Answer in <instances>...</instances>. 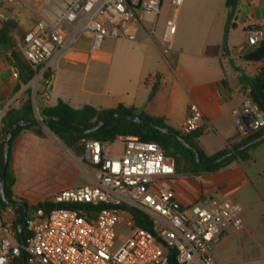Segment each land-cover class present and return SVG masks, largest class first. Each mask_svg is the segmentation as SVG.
Instances as JSON below:
<instances>
[{
  "label": "built area",
  "instance_id": "1",
  "mask_svg": "<svg viewBox=\"0 0 264 264\" xmlns=\"http://www.w3.org/2000/svg\"><path fill=\"white\" fill-rule=\"evenodd\" d=\"M170 2L173 14L163 33L166 50L171 48L183 0ZM6 6L28 5L24 0H0V8ZM160 6L161 0H43L35 25L18 45L33 71L26 86L36 112L37 94L48 99L53 74L62 64L72 62L70 55L79 52L81 41L88 43V54L94 58L104 40L133 41L139 27L152 36ZM245 35L251 48L264 41L261 28L249 27ZM7 57L13 78L18 79V70ZM232 116L240 135L264 126L263 114L246 96ZM201 119L199 107L189 103L180 134L197 131ZM115 141L121 150L109 155L110 144L83 140L81 159L92 172L90 184L47 199L55 208L30 211L26 264H168L171 250L177 264H217L213 250L226 229H244L236 218L241 207L228 201L183 206L171 187L174 160L158 144L130 135H120ZM134 212L147 219L150 230L135 226ZM20 255L22 247L13 222L0 216V264H13Z\"/></svg>",
  "mask_w": 264,
  "mask_h": 264
},
{
  "label": "crops",
  "instance_id": "2",
  "mask_svg": "<svg viewBox=\"0 0 264 264\" xmlns=\"http://www.w3.org/2000/svg\"><path fill=\"white\" fill-rule=\"evenodd\" d=\"M205 1L211 8L185 12L176 20L170 50H166L163 36L162 40L155 39L144 27L138 28L135 40L121 39V44L114 45L119 75L111 84L110 93L95 91V80L89 79L88 73L91 60L109 63L112 52L107 50L108 46L102 48L104 40L95 57L90 58L88 43L81 41L79 52L70 55L72 62L62 64L53 74L48 99H43V103L53 106L60 99L74 109L85 105L113 109L122 105L135 109L137 114L163 118L168 128L176 131L187 116L188 104L195 103L202 113L197 146L208 157L222 151L226 141L238 133L232 111L242 105L249 91V87L242 89L238 78L241 73L253 77L262 67L261 62H245L242 56L251 49L245 30L249 27L264 30V0H238L225 41L228 9H214L215 3L223 1L225 5V0ZM81 67H84L83 79L78 86L70 68ZM12 70L7 55L0 50V120L8 109L19 108L27 99V86L13 78ZM143 72L145 88L137 89ZM154 85L158 90L148 100ZM248 154L246 162H234L215 173L198 177L175 175L171 187L177 199L183 206L194 202L228 201L242 208L241 201L233 200L249 190L256 193L258 179L264 173V144L250 149ZM11 171L14 197L33 205L62 190L90 184L92 175L80 158L46 129L43 136L32 130L20 132L11 152ZM69 171L74 180H54ZM233 235L227 237L225 234L214 248L217 264L264 261V252L234 258L229 246Z\"/></svg>",
  "mask_w": 264,
  "mask_h": 264
},
{
  "label": "trees",
  "instance_id": "3",
  "mask_svg": "<svg viewBox=\"0 0 264 264\" xmlns=\"http://www.w3.org/2000/svg\"><path fill=\"white\" fill-rule=\"evenodd\" d=\"M237 5L238 0H225V6L228 9V23L225 27L224 41L226 40V33L228 29L232 26L229 23L234 17ZM13 28L14 25L10 22L2 24V27L0 29V50H2L4 54L9 55L12 58L13 65L18 70V81L20 82V84L27 85L33 77V71L28 62L22 57L18 49L17 42L12 35ZM23 36L24 34L22 35V38ZM242 59L245 62L262 63V67L259 69L255 76L249 77L241 73L238 80L242 85V89L249 87V92L246 94V97L251 101V103L257 106L258 110L263 114L264 117V85L259 95L261 79L264 74V41H262L257 47L251 48L250 50L246 51L243 54ZM157 90L158 87L154 85L148 95V100H151L155 96ZM26 94L27 99L20 105V107L17 109H8L0 120V172L3 163V141L9 127L19 120L27 121L35 119V113L31 103L29 89H27ZM36 107L37 115L41 120H57L67 124L70 127L75 128L78 131H85L87 129H90L101 118L117 112L125 113L127 115L136 114L141 118L150 120L157 126L168 127L165 124L163 118L150 117L142 113L137 114L135 109L131 107L127 108L122 105H118L113 109H96L88 105H85L79 109H74L70 105L59 99L57 100L55 105L48 106L43 103V98L40 92L37 94ZM44 129L54 135L65 148H67L77 157L83 155V140H94L100 143L112 144L118 136L130 135L138 137L141 141L154 142L161 147L163 153L166 156L171 157L174 160L175 175L188 177H198L204 173H215L228 167L234 162H246L249 159V150L261 144H264V139H262L261 141L253 145L239 150L241 147L264 135V126L256 131H252L247 135H240L239 133H237L235 136L229 138L226 141V147L222 151L210 157L206 156L196 144V140L200 135L199 130L190 135H181L179 131L173 130L178 135H181V137L189 144L190 148H186L175 137H172L169 134H163L148 125L133 123L121 118H115L105 123L97 131L87 135L74 133L56 124H49L46 128L35 125L19 127L14 130L9 143L8 161L4 180V193L6 199L9 202H21L23 205H25L26 213L24 214L23 209L19 206L9 207L5 205L2 202L1 198L0 210H11L14 213L13 228L17 237V222L20 218H22L21 227L25 246L27 245V241L29 239V233L26 230V219L28 218L30 211L35 209L50 210L52 208H55L56 206L48 203L46 200L41 203L32 205L28 201L17 199L14 197L12 193L14 177L11 171V152L20 132H22L23 130H32L38 136H43ZM196 153L199 155L200 160L204 163L211 162L214 159L227 153H230V155L217 164L202 167L195 161ZM133 219L135 226L150 230V225L144 216H141L140 214L134 212ZM13 264H22L21 255L20 257L15 259ZM168 264H177L173 250H171V253L169 255Z\"/></svg>",
  "mask_w": 264,
  "mask_h": 264
},
{
  "label": "rangeland",
  "instance_id": "4",
  "mask_svg": "<svg viewBox=\"0 0 264 264\" xmlns=\"http://www.w3.org/2000/svg\"><path fill=\"white\" fill-rule=\"evenodd\" d=\"M43 0H24L28 5L27 7L23 6L17 8L14 6H6L0 8V29L3 23L10 22L14 25L12 35L17 42V46L20 44L22 35L30 30L37 21L38 6ZM171 0H161L160 13L157 18V23L155 25V34L154 38L162 40V29H164L165 22L171 18L173 14V6L171 5ZM209 4L205 0H184L182 5L177 11V19L182 17L185 12L194 11V10H207ZM226 8L223 1L215 3L214 9L218 11H223ZM123 40H105L103 44V49L108 46L107 50L112 52L113 57L109 63H103L91 60L89 62V79H94L96 83L95 91L110 93L111 84L117 79L119 75V64L116 59V51L113 49L114 45L121 44ZM165 46V44L163 42ZM73 71V75L76 78V84L81 85L83 79L84 67L81 68H70ZM137 89L145 88V72H143V78L138 79ZM35 113V118H37V112L33 108ZM121 150V145L119 142L114 141L111 145L108 146L109 155L119 153ZM80 162L86 166L87 170L89 166L86 162L82 161V155L79 157ZM92 173V172H91ZM55 181L62 180H74L73 174L71 171L67 172L65 176ZM78 181V178L75 179ZM259 187L256 189V193L253 191H247L241 196L233 200H237L243 203L242 208L236 215V218L239 219L243 225L244 229L241 232H234L232 229H226V236H231V241L229 243L230 248L234 254V258L240 257V255L245 256H257L264 252V173L260 179H258ZM33 205V204H32ZM0 216L4 219L13 222L14 213L11 210H0ZM224 234L223 237H226ZM222 237V239H223ZM241 247V249L239 248Z\"/></svg>",
  "mask_w": 264,
  "mask_h": 264
},
{
  "label": "water",
  "instance_id": "5",
  "mask_svg": "<svg viewBox=\"0 0 264 264\" xmlns=\"http://www.w3.org/2000/svg\"><path fill=\"white\" fill-rule=\"evenodd\" d=\"M264 85V74L262 76L261 79V85H260V90H259V95L261 93V89L263 88ZM115 118H121L133 123H137V124H145L148 125L158 131H160L163 134H169L172 137H175L182 145H184L186 148H190L189 144L181 137V135H178L175 131H173L172 129L168 128V127H161V126H157L155 125L153 122H151L148 119H144L139 117L136 114L133 115H127L125 113H121V112H117L114 113L112 115L106 116L101 118L93 127H91L90 129H87L85 131H78L73 127L68 126L67 124L57 121V120H48V121H43L40 118H35L33 120H27V121H22L19 120L15 123H13L5 136V139L3 141V163H2V168H1V172H0V198L2 200V202L9 206V207H13V206H19L23 209V213H26V207L25 205H23L21 202H9L6 197H5V193H4V180H5V173H6V167H7V161H8V151H9V143L11 140V137L13 135V132L15 129L19 128V127H24V126H29V125H35V126H41L43 128H46L49 124H56V125H60L65 129H68L74 133L77 134H81V135H87L90 133H93L95 131H97L99 128H101L105 123L115 119ZM262 139H264V135L258 137L257 139L251 141L250 143H248L247 145L241 147L239 150H242L250 145H253L259 141H261ZM230 155V153H227L225 155H222L216 159H214L211 162L208 163H204L200 160L199 155L196 153L195 154V161L197 164H199L200 166L204 167V166H211L214 164H217L218 162L222 161L223 159H225L226 157H228ZM22 218H20L17 222V235H18V239L20 242V245L22 247V255H21V260H22V264H25V256H24V245H25V241L23 238V234H22Z\"/></svg>",
  "mask_w": 264,
  "mask_h": 264
}]
</instances>
